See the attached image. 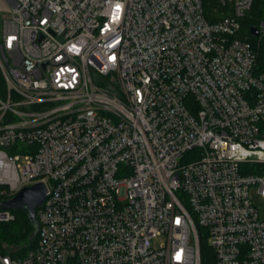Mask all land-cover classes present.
I'll use <instances>...</instances> for the list:
<instances>
[{
    "label": "built area",
    "instance_id": "built-area-1",
    "mask_svg": "<svg viewBox=\"0 0 264 264\" xmlns=\"http://www.w3.org/2000/svg\"><path fill=\"white\" fill-rule=\"evenodd\" d=\"M218 1L209 23L201 0H0V195L45 188L36 244L0 264H203V241L264 264L253 0Z\"/></svg>",
    "mask_w": 264,
    "mask_h": 264
},
{
    "label": "trees",
    "instance_id": "trees-1",
    "mask_svg": "<svg viewBox=\"0 0 264 264\" xmlns=\"http://www.w3.org/2000/svg\"><path fill=\"white\" fill-rule=\"evenodd\" d=\"M203 14L209 23L222 19L227 14V7L222 6L218 0H201ZM225 13V15H223ZM264 20V7L255 8L252 3L251 10L240 19L239 37L244 38L251 45L255 53V71L264 74V34L251 36L250 27H256L258 22ZM7 197L0 195V201H6ZM14 218L9 222L0 223V252L19 257L26 250L36 244L35 225L29 219L23 209L11 210ZM15 249L18 250L15 252ZM212 250L202 242L203 264H212Z\"/></svg>",
    "mask_w": 264,
    "mask_h": 264
},
{
    "label": "water",
    "instance_id": "water-1",
    "mask_svg": "<svg viewBox=\"0 0 264 264\" xmlns=\"http://www.w3.org/2000/svg\"><path fill=\"white\" fill-rule=\"evenodd\" d=\"M249 34L254 37L257 36L256 27H250ZM44 196V185L42 183H36L32 186L20 189L13 198L0 201V209L10 211L19 209L25 210L31 222L35 225V230H37L35 212L36 209L41 206Z\"/></svg>",
    "mask_w": 264,
    "mask_h": 264
},
{
    "label": "rangeland",
    "instance_id": "rangeland-1",
    "mask_svg": "<svg viewBox=\"0 0 264 264\" xmlns=\"http://www.w3.org/2000/svg\"><path fill=\"white\" fill-rule=\"evenodd\" d=\"M253 6L255 8L257 7H264V3H262V0H253ZM225 13L227 14L228 11ZM225 13L223 15H225ZM4 92L0 90V96H3ZM251 197L253 199L255 207L258 209V214L260 219H264V199L260 198L255 192L251 191ZM2 223V222H0ZM165 242V237L163 235L156 236L151 240V245L153 248L157 249L161 244ZM18 251L15 249V252Z\"/></svg>",
    "mask_w": 264,
    "mask_h": 264
},
{
    "label": "snow or ice",
    "instance_id": "snow-or-ice-1",
    "mask_svg": "<svg viewBox=\"0 0 264 264\" xmlns=\"http://www.w3.org/2000/svg\"><path fill=\"white\" fill-rule=\"evenodd\" d=\"M118 7V6H117Z\"/></svg>",
    "mask_w": 264,
    "mask_h": 264
}]
</instances>
